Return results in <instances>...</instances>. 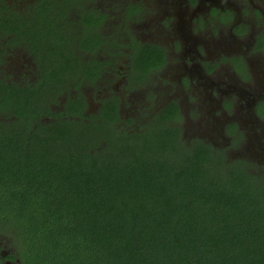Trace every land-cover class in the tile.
<instances>
[{
	"label": "trees",
	"instance_id": "16d2710c",
	"mask_svg": "<svg viewBox=\"0 0 264 264\" xmlns=\"http://www.w3.org/2000/svg\"><path fill=\"white\" fill-rule=\"evenodd\" d=\"M41 1L15 11L0 0V46L10 36L13 43L32 42L40 59L48 56L28 95L29 112L17 90L0 83L1 101L14 105L16 116L0 122V239L11 258L19 264H264V166L228 160L199 141L187 144L168 121L180 119L175 103L154 124L131 132L117 126L115 98L93 118L83 116L80 92L78 101L68 99L65 114L38 116L52 117V92L77 72L83 76L74 88L88 72L97 78L105 64L77 58L66 41L70 33L61 30L70 28V7H83L84 0ZM88 11H78L85 28L78 44L90 51L99 18ZM92 24L94 31L86 30ZM145 53L152 54L131 64L148 72L161 55L152 48Z\"/></svg>",
	"mask_w": 264,
	"mask_h": 264
},
{
	"label": "flooded vegetation",
	"instance_id": "af4514ba",
	"mask_svg": "<svg viewBox=\"0 0 264 264\" xmlns=\"http://www.w3.org/2000/svg\"><path fill=\"white\" fill-rule=\"evenodd\" d=\"M4 2L8 8L13 6L12 10L15 11L43 6L41 0H4ZM15 3L19 7L15 8ZM62 6L59 4L55 6L59 11L57 15H60ZM96 6L102 8V11L96 10ZM182 6L184 11L178 12L177 9ZM82 8L87 12L90 10V16L99 18L95 27L99 38L96 39L97 45L94 43L91 45L90 51L80 49L78 44L80 36L85 32L84 25L80 23V19L82 21L83 18L78 13ZM70 9L71 13L66 20L70 28H61L63 33L71 35L70 39L66 38L67 42H72L70 49L75 50L76 57L83 62L97 60L105 64H102V70L97 78L88 72L78 88H74V83L83 76L79 72L74 75L75 80L71 78V82H67L66 87H58L53 91L51 100H48L52 117L49 118L42 112L38 114L44 121L65 114L68 99L77 100L79 92L83 97L81 112L87 118L97 115L102 103L112 98L117 100L119 117L125 106V99L128 101L134 98L133 102L128 101L130 110H141L140 113L148 112V104L153 103L155 108H151L148 114L150 118L147 116L145 120H141L142 122H136V118L134 122L139 125H134V129H124L123 126L121 127V120L118 122V128L129 132L140 131V128L154 124L157 115L169 104L175 103L180 119L177 122L173 119L168 121L178 127L182 139L187 144L199 141L223 152L228 160L241 159L235 152L226 150L225 146L216 148L215 144L199 138L201 130L204 132L210 125H207L210 118L204 117L200 110L201 95L198 97V92L203 91L206 95L215 97L221 105L220 110L224 118L219 122V132L223 134L220 138L225 140L228 148L240 144L239 141L244 137L242 134L244 129L252 133L256 132L258 134L256 141L263 144L264 0H101L99 2L84 0L83 7L76 8L72 5ZM145 19L150 23L152 21V27L145 28L139 38L133 33L132 28L137 26L138 21ZM177 19L181 21L183 28L176 24ZM112 20H116V23L111 25ZM58 23L60 25L63 21L60 20ZM123 27H126L127 31H132L127 53L124 54L125 61L119 59L121 57L119 50L124 45L120 43L118 37L121 30H117ZM28 29L29 27L23 30ZM86 30L94 31L93 24ZM9 37L7 40L3 39L0 46V83L6 84L10 89H16L17 98L29 112L31 105L28 95L33 84L42 80L43 73L39 65L46 63L45 59L48 56L44 55L40 59L35 53L32 42L14 41L13 43ZM57 40L62 43V38ZM151 48L161 55V59L149 63L160 64L150 68L148 72L135 68L131 63H139L140 59L151 56L152 53H145ZM53 61L62 63L60 59L57 61V58ZM116 61L125 63V66L121 67V71L117 70L113 74L110 63L113 65ZM3 63L15 64L11 70H14L11 78L2 76ZM252 63H256V70L259 71L258 75L261 76L262 83L253 80L250 70ZM165 68L176 70L177 84L167 81L168 87L164 88L162 86L164 81L160 80L157 74ZM197 68V72L193 71ZM110 71L112 74L109 73ZM107 78L113 81L117 78L118 83L114 82V84L123 85V90L119 89L120 94L115 93L111 96L109 92L111 83ZM84 88L88 90L85 92ZM63 92L66 97L65 102H58L59 106L55 107L53 102H56V96ZM94 93L97 94L96 103L91 102ZM139 99L144 102L140 108ZM33 102H40V98H35ZM76 103H73L72 107H80ZM15 117L14 105L1 101L0 96V122L13 123ZM25 118L27 119L28 116ZM237 118L244 119V123L237 122ZM228 152H231L233 157L229 158ZM260 156L261 160L258 163L261 167L264 166V156L263 159L262 155ZM3 248L4 246L0 244V251ZM0 264H19V262L11 258L10 253L7 255L0 253Z\"/></svg>",
	"mask_w": 264,
	"mask_h": 264
},
{
	"label": "rangeland",
	"instance_id": "374dc122",
	"mask_svg": "<svg viewBox=\"0 0 264 264\" xmlns=\"http://www.w3.org/2000/svg\"><path fill=\"white\" fill-rule=\"evenodd\" d=\"M99 1H101V0H97V2H99ZM14 7L17 8L19 6H17V3H15ZM96 8H97V6H96ZM96 10L102 11V8L98 7ZM177 11L178 12L184 11V7L183 6L180 7L179 9H177ZM73 15H75V14H73ZM150 17L152 18V16H150ZM139 22H140V25H139ZM115 23H116V20L111 21V25L115 24ZM151 23H152V21H151ZM151 23L149 22V20H146V19L138 21L137 26L134 29L132 28L133 33L136 36H138L139 38H141V36H140L141 32L145 31L146 30L145 28L150 27ZM176 24L182 26V23L179 19L176 20ZM144 26H146V27H144ZM182 28H183V26H182ZM123 29H117V30H121L118 37H119L120 43L124 45L119 50V52L121 54V57L119 59H121L122 61L123 60L125 61V55L124 54L127 53V45L129 43V36H130V34H132V31L131 30L127 31L126 27H123ZM151 29L153 30V28H151ZM107 32H109V31L107 30ZM116 60H118V59H116ZM2 66H3V68H2L3 72L1 73L2 76L11 78L13 76V73H14V70L13 71H11V70H12V67L15 66V64L13 65V63H3ZM123 66H125V63H120L117 61L113 65H112V63H110V67L112 68L113 74L116 73L117 70L121 71L122 70L121 67H123ZM256 68H257L256 63H252V67L250 68V70H251V73L253 75V80L259 83L261 81V79H260L261 76L258 75L259 71L256 70ZM193 71L197 72L198 68H197V70L193 69ZM109 73L112 74L111 71ZM195 74H198V73H195ZM157 75H158L160 80L164 81V82H162V86L164 88L168 87V84H166L167 81H170L174 84H177L176 83L177 78H176V70L175 69L165 68L164 70L162 69ZM107 80H110V83H111V85H110L111 89H109L111 96L115 93H116V95L120 94L119 89L123 90V85L120 84V85L116 86L114 84V82L118 83V82H116L117 78H115L114 81L111 80L110 78H107ZM260 83H262V82H260ZM113 87L115 89H113ZM86 90H88V88H84L85 92H86ZM94 94L92 95V101L91 102L96 103L97 94L96 93H94ZM63 95H64V92L56 96V98H57V99H55L56 102H53V105L55 107L59 106L58 102H61V101L63 103L65 102L66 97H65V95L64 96ZM200 95H201V102H200L201 114L204 117L210 118V121L207 124V125H209V124L210 125L206 128V130L204 132H202V130H201V132L198 135L199 138L207 140V142H209L210 144H215L216 148H219V147L222 148L223 146H225L224 148L226 150H230V151L235 152L239 157H241V159H244L248 162L258 164V162L261 160L260 155H262V159L264 156V141H263V144H259V141L258 142L256 141V139H258V134L256 132L252 133L251 131L244 129V131L241 130L243 132L242 134L244 135V137L242 138L241 141H239L240 144H237L234 148H231V149L228 148L225 140L220 138L221 135H223V134L219 132L220 131V123L219 122H221L222 119L224 118L223 112H221V110H220L221 105L217 102L215 97L208 96L203 91H201L200 93L198 92V97ZM73 96H75V95H73ZM60 97L61 98L64 97V99H60ZM132 100H134V98L128 99L129 102H133ZM128 101H127V99H125V102H124L125 106L122 109V112H120V114H121L120 124L122 123L121 124V127L123 126L122 128L130 130V129H134V125H139V124H135V122H134V120H136V118H137L136 122H142L141 120H145L147 116H148V118H150V115H148V114L151 111V108L154 109L155 107H154L153 103H150V104H148V112H146L147 114L146 113H140L141 110L140 111L137 109H136V111H134L133 109L130 110V104ZM159 101H158V103H159ZM139 103H140V105H139V108H140L141 104H143L144 102L141 101V99H139ZM89 109L91 110L92 107H90ZM88 112H91V111H88ZM131 113L134 115H132ZM236 120H237V122H240V123H244V121H245L242 118H237ZM217 122H218V125H217ZM241 127H243V126H241ZM119 129L122 130L120 127H119ZM230 153L231 152L227 153L229 158L233 157ZM254 170L256 171L258 169L255 168ZM0 244L5 247L4 250H7L6 247L8 246V244H6L5 240H2V242H1V239H0Z\"/></svg>",
	"mask_w": 264,
	"mask_h": 264
},
{
	"label": "water",
	"instance_id": "95a60500",
	"mask_svg": "<svg viewBox=\"0 0 264 264\" xmlns=\"http://www.w3.org/2000/svg\"><path fill=\"white\" fill-rule=\"evenodd\" d=\"M0 253L3 254V255H7L8 254L6 251H3V250L0 251Z\"/></svg>",
	"mask_w": 264,
	"mask_h": 264
},
{
	"label": "clouds",
	"instance_id": "9594fccd",
	"mask_svg": "<svg viewBox=\"0 0 264 264\" xmlns=\"http://www.w3.org/2000/svg\"><path fill=\"white\" fill-rule=\"evenodd\" d=\"M4 248H5V247H4ZM4 248H3L2 250L7 252V250H4ZM2 250H1V251H2Z\"/></svg>",
	"mask_w": 264,
	"mask_h": 264
}]
</instances>
